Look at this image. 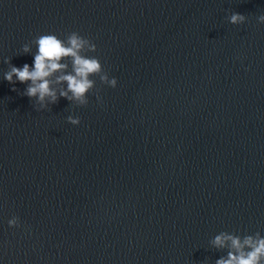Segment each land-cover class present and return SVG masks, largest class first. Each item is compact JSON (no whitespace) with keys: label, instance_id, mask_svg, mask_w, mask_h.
Listing matches in <instances>:
<instances>
[{"label":"water","instance_id":"obj_1","mask_svg":"<svg viewBox=\"0 0 264 264\" xmlns=\"http://www.w3.org/2000/svg\"><path fill=\"white\" fill-rule=\"evenodd\" d=\"M261 15L264 0H0V264H216L235 254L216 236L264 239ZM71 32L116 87L92 75L87 105L37 111L4 74Z\"/></svg>","mask_w":264,"mask_h":264},{"label":"clouds","instance_id":"obj_2","mask_svg":"<svg viewBox=\"0 0 264 264\" xmlns=\"http://www.w3.org/2000/svg\"><path fill=\"white\" fill-rule=\"evenodd\" d=\"M228 22L232 25H240L245 22V16L239 13H233L228 17ZM259 23H264V15L258 17ZM33 42L36 45V54L34 55L31 70L28 64L22 67L9 66V71L4 74V80L11 85L16 83L27 84L22 95L35 99L39 107L36 109H45L48 104H55L59 98L75 101L80 106L88 104L86 94L94 87V81L89 79L92 75H99L101 83H107L111 88L116 87V79H108L107 75H100L103 71L101 63L95 57H87L80 55L85 48L90 52H95L96 48L87 38L80 36L77 32H71L66 39H59L55 34H44L36 37ZM30 51V45L25 44L22 48L23 53ZM64 58H71L72 70L74 74L60 75L56 78L55 83L61 82L67 84L66 90H60L59 97L56 89L52 87L53 73L62 72L67 65L60 61ZM5 64L9 61L5 60ZM15 77V80L13 79ZM17 91L15 87L11 89ZM71 93V95H69ZM99 99V97H97ZM67 123L76 126L80 123L79 117H68ZM9 227L18 226V218L13 217L8 221ZM226 242H230L233 251H229L227 259H220L216 264H259V260L264 256V239H254L248 236L243 243L239 238L220 234L212 241L217 248H223ZM247 247L251 251L244 252Z\"/></svg>","mask_w":264,"mask_h":264}]
</instances>
